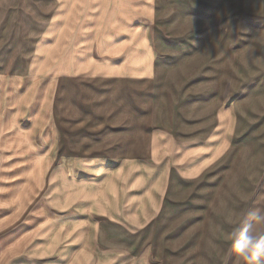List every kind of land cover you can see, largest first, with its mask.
Masks as SVG:
<instances>
[{"label":"rangeland","instance_id":"374dc122","mask_svg":"<svg viewBox=\"0 0 264 264\" xmlns=\"http://www.w3.org/2000/svg\"><path fill=\"white\" fill-rule=\"evenodd\" d=\"M142 37L159 51L155 57L160 75L137 86L131 99L121 96L120 84L103 79L110 78L109 65L126 55L132 39ZM61 44L69 46L70 61L77 68H71V79L59 89L56 114L65 126L76 180L82 177L78 168L85 157H93L100 148L94 134L108 131L94 122L110 120V105L115 102L111 89L114 95L118 89V106L125 105L129 111V115L119 112L118 120L128 117L135 124L134 132L137 126L143 132L147 116L156 118L159 107L167 113L175 104L190 102L189 91L175 98L158 95L169 90L207 83L223 93L225 103L238 109L225 178L203 181L208 187L226 181L230 187L224 196L231 201L229 206L222 203L215 208L219 214L212 223L194 226L191 242L170 241L171 258L158 253V239L152 236L175 237L169 230L172 219L161 228L164 220L157 223L135 249L148 248L151 264H179L188 256L195 264H264V0H0V74L28 72L35 49H57ZM24 86L22 81L20 87ZM20 107L5 118L4 135L12 136L16 125V134L30 142V133L43 119L38 115L31 124V116H23L21 125H31L20 128L16 120ZM87 120L88 128L79 125ZM13 150L26 151L7 147L0 166L5 182L0 189V264H79L75 255L81 248L73 236L77 226L61 228L63 219L65 224L76 222L75 214L63 213L61 208L48 211L44 190L30 191L27 186L31 177L35 183L34 166L22 161L15 164V171ZM14 175L22 180L20 187ZM243 203L245 216H241L242 206L237 208ZM47 224L52 228L46 229ZM51 231H63L65 236L68 232L70 240L52 241L47 238ZM80 264L90 263L80 257Z\"/></svg>","mask_w":264,"mask_h":264},{"label":"crops","instance_id":"0c3cea01","mask_svg":"<svg viewBox=\"0 0 264 264\" xmlns=\"http://www.w3.org/2000/svg\"><path fill=\"white\" fill-rule=\"evenodd\" d=\"M135 39L126 55L123 53L109 65L110 78L103 79L109 84H120L121 96L131 99L136 95L137 86L157 80L160 75L156 65L158 57H155L159 51H154L157 48L148 39ZM33 52L28 72L0 74V166L3 167L1 162L7 147L26 149L23 153L13 150L14 168L22 161L30 163L27 167L34 166L35 183L31 177L27 186L30 191L44 190L48 211L61 208L63 213L75 214L73 220L77 221L65 224L63 219L61 228L64 230L68 225L64 230L67 231L70 224L77 226L73 236L81 248L75 255L79 264L80 257L90 264L105 259L110 264H151L148 248L138 252L135 248L140 246L139 241L148 238L157 223L164 220L161 228L172 219L173 227L169 230L176 238L152 236L153 240L158 239V253L171 258L174 255L170 241L191 242L195 237L194 226L212 223L219 214L214 209L221 208L222 203L229 206L231 201L224 196L230 187L226 181H218L211 187L203 184L207 178H225L224 166L234 144L238 109L225 103L221 91L205 83L195 89L161 92L158 95L162 98L185 96L183 92L188 91L192 96L189 103L180 107L175 104L168 110L167 113H172L169 117L159 107L156 118L150 120L147 116L145 130L142 132V127L137 126L138 131L134 132L135 124L128 117L118 120L119 112L129 115V111L125 105L118 106V89L115 95L111 89L115 102L110 105V120L94 122L95 127L99 124L108 131L94 134L99 137L96 144L100 148L94 150L93 157H85V163L78 168L82 177L76 180L69 163L65 126L56 115L60 112L59 89L71 79V68L77 71L75 62L70 61L69 46L66 48L63 44L61 48ZM22 81H25L24 88L20 87ZM19 106L16 120L20 128H28L38 115L43 119L30 133V142L16 134V125L12 136L4 135L5 118L14 115ZM26 115L31 116V124L23 127L20 119ZM89 121H80L79 125L88 128ZM18 171L20 175V168ZM20 180H15L17 186L22 185ZM4 185V175L0 173V189ZM240 206L241 216H245V203L238 204L237 208ZM50 227L52 224H47L46 229ZM51 232L47 238L52 241L70 240L68 232L67 236L63 231L55 233L57 239ZM179 264L195 262L188 256Z\"/></svg>","mask_w":264,"mask_h":264}]
</instances>
